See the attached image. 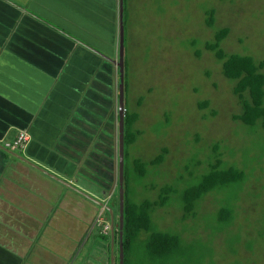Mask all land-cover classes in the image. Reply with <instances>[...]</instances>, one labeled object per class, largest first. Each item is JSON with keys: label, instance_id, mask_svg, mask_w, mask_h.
Wrapping results in <instances>:
<instances>
[{"label": "crops", "instance_id": "obj_1", "mask_svg": "<svg viewBox=\"0 0 264 264\" xmlns=\"http://www.w3.org/2000/svg\"><path fill=\"white\" fill-rule=\"evenodd\" d=\"M119 4L0 0V264L115 263Z\"/></svg>", "mask_w": 264, "mask_h": 264}, {"label": "rangeland", "instance_id": "obj_2", "mask_svg": "<svg viewBox=\"0 0 264 264\" xmlns=\"http://www.w3.org/2000/svg\"><path fill=\"white\" fill-rule=\"evenodd\" d=\"M212 7L216 9V23L209 28L205 10ZM126 17L125 106L127 102L130 111L139 114L136 128L142 132L129 148V157L147 162L162 148L169 149L164 163L149 166L141 183L135 180L130 198L137 203L155 200L163 185L174 184L183 189L192 184L191 171L185 173L187 167L197 155L203 161L198 167L203 173L209 168L213 145L219 142L224 166L235 165L246 171L244 189L239 193L230 189L222 194H208L198 205V217L185 223L179 222L181 206L174 200L170 207L154 213V221L163 231L180 229L184 224V236L199 235L206 240L215 226L217 211L225 205L223 201L229 202L236 195L239 200L233 204L237 216L230 230L239 232L241 241L233 254L226 247V233H221L214 243L215 264H264V233L258 232L260 228L264 230V129L258 125L254 133L233 120V115L241 112L239 99L233 93L235 82L224 76L222 63L204 49L216 29L229 27L230 34L222 42L226 52L263 60L264 0H128ZM193 40L199 42V58L191 46ZM119 79L121 82V73ZM203 100L210 101L208 110L199 108L198 103ZM211 109L218 111L217 116L204 118ZM150 184L157 188H147ZM116 193L115 198L118 190ZM111 205L114 209L120 207L113 202ZM250 238L257 242L253 250L246 248ZM104 239L98 238L99 245L106 243ZM118 243L115 242L114 264H120ZM89 248L88 242L80 253L83 259L76 260V264H87L84 261ZM102 257V253L96 254L94 262L103 264L99 262ZM94 262L90 259L88 264Z\"/></svg>", "mask_w": 264, "mask_h": 264}, {"label": "trees", "instance_id": "obj_3", "mask_svg": "<svg viewBox=\"0 0 264 264\" xmlns=\"http://www.w3.org/2000/svg\"><path fill=\"white\" fill-rule=\"evenodd\" d=\"M223 1V0H221ZM127 3L124 0V27L125 41L127 40ZM119 10V9H118ZM116 11L111 13L116 15ZM205 23L209 28H214L216 23V9L208 8L205 10ZM117 11V18H118ZM56 28V27H54ZM58 29L62 34L75 36L72 32ZM229 27H221L215 30L212 40L204 43V49L211 51L215 58L222 63V72L225 77L235 82L233 93L238 97L241 112L233 115L234 121H239L249 127L250 131L256 132L260 125L264 129V59L258 60L251 55L229 54L222 47V42L230 34ZM76 38V37H74ZM71 40H73L71 38ZM198 40L191 41V46L196 48V56H201V50L196 46ZM126 68V65H125ZM126 90L128 83L125 80ZM143 97L138 100L141 104ZM209 100L198 103L201 110H208ZM217 110L211 109L204 115L207 118L217 116ZM140 116L138 113L130 111L126 102L125 113V151H124V224L121 229L115 230V241L120 240V232H123L124 264H215V239L221 234L226 233V247L231 253L237 252V243L241 241L239 232H232L231 226L236 219V206L234 202L238 196L231 197L230 201H223V205L215 215V226L211 229L210 238L204 240L201 236H184L187 227L182 225L180 229L160 230L154 221L153 215L160 209L170 207L177 200L181 206L182 214L179 222L185 223L189 219H196L199 215L198 205L210 193H224L230 189L236 193L244 189L247 181V173L244 169L235 165L224 166L222 159L221 144L216 142L208 160L209 168L203 173H199L198 167L202 160L194 157L187 167L185 173L190 172L189 177L194 179L192 184L181 189L178 185L166 184L160 187L158 198L155 200H144L140 203L130 198L133 195L135 180L141 183L147 177L149 166H159L165 162L169 149L164 147L160 153L151 161H142L129 157V148L136 143L142 134L136 128ZM167 123H169L166 116ZM199 137H197L198 139ZM263 155V153H262ZM130 158V161L128 160ZM129 161V162H128ZM182 180L184 177L181 178ZM147 188L156 189L155 184L147 185ZM132 189V191H131ZM119 204V202H118ZM107 213H109L107 211ZM264 223V222H263ZM208 229V226H206ZM259 234L264 230L260 228ZM101 238L109 242L110 235L101 234ZM255 238H250L246 242L247 250H253L256 244ZM233 264H241L238 261ZM253 264V263H245Z\"/></svg>", "mask_w": 264, "mask_h": 264}, {"label": "water", "instance_id": "obj_4", "mask_svg": "<svg viewBox=\"0 0 264 264\" xmlns=\"http://www.w3.org/2000/svg\"><path fill=\"white\" fill-rule=\"evenodd\" d=\"M119 7V42H118V59L116 61L117 66L121 73V82L119 85L120 88V123H119V227L122 229L124 224V151H125V142H124V133H125V106H124V69H125V27H124V0H120ZM120 244H119V263L124 264V249H123V232H120Z\"/></svg>", "mask_w": 264, "mask_h": 264}, {"label": "built area", "instance_id": "obj_5", "mask_svg": "<svg viewBox=\"0 0 264 264\" xmlns=\"http://www.w3.org/2000/svg\"><path fill=\"white\" fill-rule=\"evenodd\" d=\"M29 141H30V135L27 132L21 131L13 141H6L5 147L9 149L24 150L27 147ZM103 221H104L103 216L102 214H100L96 219V223L100 226L101 224H103ZM109 230H110V225L109 224L105 225L104 231L108 232Z\"/></svg>", "mask_w": 264, "mask_h": 264}, {"label": "clouds", "instance_id": "obj_6", "mask_svg": "<svg viewBox=\"0 0 264 264\" xmlns=\"http://www.w3.org/2000/svg\"><path fill=\"white\" fill-rule=\"evenodd\" d=\"M119 19H120V17H119ZM118 32H120L119 30H118ZM118 42H119V33H118ZM118 67V72H119V77H120V70H119V66H117ZM124 75H125V69H124ZM124 83H125V79H124ZM118 85H120V79H119V82H118ZM120 89V88H119ZM125 91H126V86H125V84H124V106H125ZM119 95H120V92H119ZM119 99H120V96H119ZM119 102H120V100L118 101V105H119ZM120 107V106H119ZM120 112V111H119ZM126 113V106H125V112H124V114ZM124 123H125V119H124ZM118 133H119V126H118ZM118 140H119V136H118ZM118 162H119V147H118ZM119 164V163H118ZM103 216V215H102ZM104 219V218H103ZM106 221H105V219H104V221H103V224H101L100 226L103 228V230H104V226H105V224L106 225H108L107 223H105ZM112 227V226H111ZM111 230H112V228L108 231V232H105V233H103V234H106V235H110V233H111ZM111 236V235H110Z\"/></svg>", "mask_w": 264, "mask_h": 264}]
</instances>
